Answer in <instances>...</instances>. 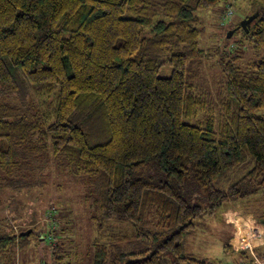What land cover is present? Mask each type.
<instances>
[{
  "label": "trees",
  "instance_id": "trees-1",
  "mask_svg": "<svg viewBox=\"0 0 264 264\" xmlns=\"http://www.w3.org/2000/svg\"><path fill=\"white\" fill-rule=\"evenodd\" d=\"M226 1L0 0V194L38 183L51 166L77 179L95 238L89 261L74 264H216L187 256L185 237L250 195L247 185L264 191V56L245 67L227 43L216 51L221 78L203 69L212 55L200 14ZM249 2L241 31L263 50L264 0ZM222 179L228 185L216 187ZM36 230L1 222V264H15ZM56 236L58 250L73 237L67 227ZM241 251L235 264L251 261Z\"/></svg>",
  "mask_w": 264,
  "mask_h": 264
},
{
  "label": "rangeland",
  "instance_id": "rangeland-1",
  "mask_svg": "<svg viewBox=\"0 0 264 264\" xmlns=\"http://www.w3.org/2000/svg\"><path fill=\"white\" fill-rule=\"evenodd\" d=\"M225 12L229 13L228 19H230H225V22L228 20L226 26H220L221 16ZM252 12L253 5L249 0H227L200 14L204 18L205 25L202 36L204 47L207 53L212 55L209 59L204 60L203 69L211 81L219 80L221 74L223 75V56L216 52L220 46L228 43L229 50L236 49V53L242 57V64L245 67L264 56V49L255 50L248 41L244 40L241 31L242 22ZM161 75L168 77L170 69L165 68ZM257 115L264 116V110H260ZM87 133L90 132L87 130ZM95 133L97 134V131ZM89 135L93 136V132ZM253 165L254 162L251 158L247 160L245 166L233 175L229 184L241 180ZM54 168L51 166L39 174L40 176L35 180L39 182H35L32 186L20 190L10 189L4 193L5 195L0 194L3 200V207L0 209V223L11 224L15 227L16 232L19 231V234L26 228L35 227L37 229V234L29 238L27 246L17 247L14 252L15 264H68L72 262L74 264L75 258L83 262L89 261L90 249H92V242L95 238L91 222V202L86 198L77 179L65 171L59 172ZM258 183L247 185L244 191L251 194H247L244 199L231 200L213 214H207L198 219L192 231L183 241L184 253L187 256L216 264H235L241 261L243 257L239 254L243 251L233 254L226 249V245H231L233 249L234 247L238 248L240 223L252 221L255 224L254 220L256 219L253 215L264 216V191H256ZM223 184L228 185L225 179H222L220 183L216 182L215 186L221 188ZM197 203L205 207L209 206V202L204 196H201ZM53 209L56 210L54 216L51 214ZM59 215L66 217L69 222H61ZM116 224L118 229L123 227L126 232L129 231L128 233L133 230L130 224ZM254 224L250 225L254 226ZM66 227L72 231V241L66 242L58 250L55 235L59 237L61 229ZM51 231L54 234H51ZM233 233L236 235V240L229 242ZM249 242L245 243V245H250L245 250L251 261L246 259L244 264H253L255 259L264 261L257 256L264 252V240L263 243L257 240ZM255 250H257V254ZM58 256H64V260L55 261Z\"/></svg>",
  "mask_w": 264,
  "mask_h": 264
},
{
  "label": "bare ground",
  "instance_id": "bare-ground-1",
  "mask_svg": "<svg viewBox=\"0 0 264 264\" xmlns=\"http://www.w3.org/2000/svg\"><path fill=\"white\" fill-rule=\"evenodd\" d=\"M250 224H254L252 221H242L240 223V234H239V238H238V242L237 245L241 244L242 241H246V239L248 240V242H253L255 240L262 242L264 240V235L263 232L261 230H259V232L255 233L256 237H251L249 234V229L248 228H252L253 225L251 226ZM251 238V239H250ZM249 242V243H250Z\"/></svg>",
  "mask_w": 264,
  "mask_h": 264
},
{
  "label": "built area",
  "instance_id": "built-area-1",
  "mask_svg": "<svg viewBox=\"0 0 264 264\" xmlns=\"http://www.w3.org/2000/svg\"><path fill=\"white\" fill-rule=\"evenodd\" d=\"M229 14V13H228ZM227 14V16H228ZM255 224L252 228H249V234L250 236L253 238V237H256L255 233L259 232V230H261L263 232V235H264V227L262 226V224L257 221V220H254ZM263 228V229H262ZM236 239V238H235ZM251 239V238H250ZM248 240L246 239V241H242L241 244L237 245L238 248L234 247L235 251H241V250H245L247 248H249V244L248 245H245V243L247 242ZM263 243V242H262ZM254 264H264V261H259L258 259H255V262Z\"/></svg>",
  "mask_w": 264,
  "mask_h": 264
},
{
  "label": "water",
  "instance_id": "water-1",
  "mask_svg": "<svg viewBox=\"0 0 264 264\" xmlns=\"http://www.w3.org/2000/svg\"><path fill=\"white\" fill-rule=\"evenodd\" d=\"M250 21H251V19H245V20L242 22L241 26H242L244 29H246V28H247V25L250 23Z\"/></svg>",
  "mask_w": 264,
  "mask_h": 264
},
{
  "label": "crops",
  "instance_id": "crops-1",
  "mask_svg": "<svg viewBox=\"0 0 264 264\" xmlns=\"http://www.w3.org/2000/svg\"><path fill=\"white\" fill-rule=\"evenodd\" d=\"M241 215H243V214H241ZM244 216H251V215H244ZM253 217V216H252ZM236 228V227H235ZM236 231H237V229H236ZM236 233V232H235ZM235 234L233 233V235L231 236V238H230V240H229V242L232 240V241H234V240H236L235 239ZM243 260V259H242ZM244 262H246V261H244Z\"/></svg>",
  "mask_w": 264,
  "mask_h": 264
}]
</instances>
